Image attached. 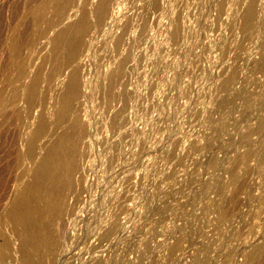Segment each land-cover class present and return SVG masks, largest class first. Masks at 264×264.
I'll return each instance as SVG.
<instances>
[{
  "label": "rangeland",
  "instance_id": "obj_1",
  "mask_svg": "<svg viewBox=\"0 0 264 264\" xmlns=\"http://www.w3.org/2000/svg\"><path fill=\"white\" fill-rule=\"evenodd\" d=\"M97 2L70 0L63 14L52 6L35 23L38 0H0V96L17 93L0 103L10 195L31 179L42 147L75 118L83 126L47 264H253L264 244V0H112L101 24L91 12L80 53L56 71V32ZM16 26L26 32L21 79L7 62ZM74 69L81 93L60 114ZM38 75L29 103L20 85ZM6 223L3 262L18 264Z\"/></svg>",
  "mask_w": 264,
  "mask_h": 264
},
{
  "label": "bare ground",
  "instance_id": "obj_2",
  "mask_svg": "<svg viewBox=\"0 0 264 264\" xmlns=\"http://www.w3.org/2000/svg\"><path fill=\"white\" fill-rule=\"evenodd\" d=\"M97 1L94 9L85 8L76 20L61 27L58 29L59 31H55L56 35L51 43L53 44L52 49L56 61V71H59L63 65V57H66L65 62H71L80 53L83 35L92 26L90 19L91 12H93L95 21L98 24H101L106 16H108L112 0ZM69 2L70 0H38L37 6L31 8L30 13L35 23H38L40 18L52 6L55 7L58 14H63ZM251 5L249 6L246 17L249 23L253 19V6ZM24 33L20 30L19 26H16L13 30L9 47L10 57L8 56L10 59L7 60V62L10 61L9 63L14 65L13 67H17L16 71L18 72H16V78L18 79L25 77L26 71L23 60H18L21 47L26 40ZM9 68L6 69L9 70ZM74 70L62 82L64 86L59 97L62 101V106L61 108L59 107V111L57 110L60 114L69 113L74 101L81 93L79 70ZM118 73L120 74L122 72ZM119 74L112 73L110 75L108 80L110 85L117 82ZM39 80L40 76L38 75L29 84L20 85V88L22 87L25 90V96L29 103H32L37 98ZM10 98L8 99L1 94L0 103L5 106L14 103L17 98V93ZM64 114L62 115L63 117H65ZM43 119L39 121L35 131L32 132L29 138L28 150L30 154H33L36 140L45 132L47 124L46 120L44 121ZM82 127L81 122L75 118L69 128L58 133L48 144L42 147L43 152L35 163L31 179L24 182L15 193L10 195L7 183L5 185L0 182V211L3 210V216L0 217V221L10 224L9 229L11 228L10 231L13 234V239L15 238V241L18 242L16 251L18 253V256H16L18 257V264H47V260L53 252L54 247L59 243L55 237L53 226L67 209L65 207V197L71 186L70 178L77 169V156L80 152V140L83 136ZM237 198V193L233 194L230 198V204H236ZM11 237L9 239L5 238V249L10 245ZM3 250L0 247L1 262L7 258ZM249 262H253V264H264V244L254 250ZM0 264H4V262Z\"/></svg>",
  "mask_w": 264,
  "mask_h": 264
}]
</instances>
